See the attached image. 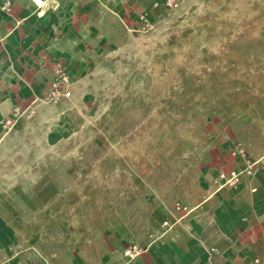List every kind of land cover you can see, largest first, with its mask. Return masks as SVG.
Masks as SVG:
<instances>
[{
    "label": "rangeland",
    "instance_id": "rangeland-1",
    "mask_svg": "<svg viewBox=\"0 0 264 264\" xmlns=\"http://www.w3.org/2000/svg\"><path fill=\"white\" fill-rule=\"evenodd\" d=\"M78 17L36 46L37 76L21 64L0 113V264H158L177 202L191 210L183 229L249 196L204 201L248 165L237 142L248 160L264 154V0H84ZM243 179L264 209V159L225 186ZM131 244L143 251L126 255Z\"/></svg>",
    "mask_w": 264,
    "mask_h": 264
},
{
    "label": "crops",
    "instance_id": "crops-1",
    "mask_svg": "<svg viewBox=\"0 0 264 264\" xmlns=\"http://www.w3.org/2000/svg\"><path fill=\"white\" fill-rule=\"evenodd\" d=\"M44 2L38 5L33 0H12L11 11L5 12L1 9L0 0V113L8 111L15 100V94L20 93L21 80L25 75L23 68L27 73L37 76L31 62H38L42 55L36 46L50 44L53 30L82 27L78 16L84 0ZM22 63L25 65L23 68ZM8 94L12 95L8 97ZM254 179L249 184L243 179L236 187H216L204 201L216 193L224 197L230 193H243L246 189L249 196L244 198V202L238 200L237 204L233 203L231 210L225 214L222 208L215 212L208 205L204 206L199 214L188 218L183 229L175 226L166 232L173 245L164 247L166 250L163 252L168 255V259L158 264H217L215 260L218 257L228 259L231 253L238 254L236 264H264V209L261 208L259 194L255 192L259 187L253 182ZM226 200H222L223 204H226ZM204 201L192 209L195 210ZM198 222L204 225L201 226L200 234L195 229ZM0 229L5 231L8 227L2 224ZM198 236L203 245L200 254L190 244ZM219 238L224 241L222 246L216 243ZM14 257L15 254L1 264H14ZM122 264L134 263L127 260Z\"/></svg>",
    "mask_w": 264,
    "mask_h": 264
},
{
    "label": "built area",
    "instance_id": "built-area-1",
    "mask_svg": "<svg viewBox=\"0 0 264 264\" xmlns=\"http://www.w3.org/2000/svg\"><path fill=\"white\" fill-rule=\"evenodd\" d=\"M33 1L37 4L36 0H33ZM1 9L4 10L5 12H10L12 9V0H1ZM58 93H60L59 88L57 86H54V88H52V90H51V95L55 96ZM232 153H233V155H235L237 157H241L244 160H246L248 162V165L242 171L232 170L230 172V174H227L225 172H221L220 173V179L223 180V182L220 184V186H223L227 183H235L239 179V175L243 171L247 170L248 168H250L254 164H257L262 159H264V154H263L260 158H258L256 160H253V161L248 160L247 159V151H246L245 146L242 144V142H237L235 144ZM249 172H251V170H249ZM175 207L178 211H182V210H186V211L178 217L175 216L174 220L172 218H166L165 220H163V222L161 224V227L163 228L161 235H164L166 232L173 229L175 224L178 223L183 216H185L188 212L191 211L190 209H188V207L186 205L182 204L181 202H177ZM152 235H154V234H152ZM142 251H143V249L140 248L137 244H131L129 247L126 248L125 254L129 255L130 257H134L135 255H138ZM41 264H51V263L46 258H43Z\"/></svg>",
    "mask_w": 264,
    "mask_h": 264
},
{
    "label": "bare ground",
    "instance_id": "bare-ground-1",
    "mask_svg": "<svg viewBox=\"0 0 264 264\" xmlns=\"http://www.w3.org/2000/svg\"><path fill=\"white\" fill-rule=\"evenodd\" d=\"M36 1H37V4H38V5H43V4H45L44 0H36Z\"/></svg>",
    "mask_w": 264,
    "mask_h": 264
}]
</instances>
